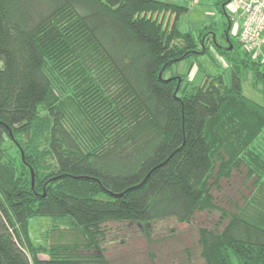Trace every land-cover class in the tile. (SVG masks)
<instances>
[{
  "label": "trees",
  "instance_id": "obj_1",
  "mask_svg": "<svg viewBox=\"0 0 264 264\" xmlns=\"http://www.w3.org/2000/svg\"><path fill=\"white\" fill-rule=\"evenodd\" d=\"M229 3L217 1L224 25ZM184 12L169 0H0V264H166L151 239L163 221L195 232L168 264H264V66L227 34L228 79L165 77L206 54L177 29ZM246 72L262 104L242 93ZM235 177L247 192L224 208L215 191ZM199 213L217 219L195 226ZM33 216L73 240L34 245ZM111 222L144 233L147 263L108 259Z\"/></svg>",
  "mask_w": 264,
  "mask_h": 264
},
{
  "label": "rangeland",
  "instance_id": "obj_2",
  "mask_svg": "<svg viewBox=\"0 0 264 264\" xmlns=\"http://www.w3.org/2000/svg\"><path fill=\"white\" fill-rule=\"evenodd\" d=\"M169 1L187 8V12L182 13L176 22L177 29L181 33L189 32L196 36L195 40L197 42L196 47L198 51H203V47L207 48L204 50L206 54L196 55V57H192L189 60L173 64V66L167 70L165 77H168L173 73H186L185 80L191 81L192 86L194 87L201 84L206 74L215 75L218 73H224V76L228 79L229 71L226 70L228 65L225 60L220 57L219 51L222 48L229 46L227 34L230 35V37L235 38V33L239 27L238 21L234 20L236 19L235 15L230 12V7L227 6L225 8L227 11L226 13L229 15V22L227 25H224L223 22L227 21L226 15L221 12L220 7L217 6L218 0ZM199 32L200 34L204 33L205 35L202 37L203 39L201 41V35H198ZM203 43L204 46L202 47ZM254 57V60L262 63L264 66V38L259 55H255ZM191 61L194 63L192 62L193 64H191ZM245 74L246 82L242 84V93L251 100L262 104L263 98L260 92L250 86L251 76L247 72ZM68 94L69 92L65 90L62 92L61 98L63 99L67 97ZM72 95L75 97L74 94ZM72 120H75L74 117H72L71 121ZM3 147L10 151L9 153H11L12 157L18 158V152L21 153L17 144L12 141L5 140ZM30 177L31 184H34L35 177L33 172ZM220 187L221 190L215 191L214 195L220 205L222 204L221 206L224 208H229L232 202H236L242 194L247 192V184L245 186V182L240 177H235L234 180L227 182L223 181L220 183ZM216 219L217 214L215 213H199L198 216H195L194 225H207L214 222ZM54 222L58 223L59 221H52L48 216L31 217L27 223V234L31 242L34 245L48 246V244H50V238L54 239L56 242L73 240L72 237H69L68 235L67 237L63 232L52 234L51 229ZM171 230L173 232H171ZM104 231L105 237L103 239V244L101 245L106 249L105 254L111 262H116V260H130L138 263H147L149 261L146 254V236L134 225L111 222L107 224ZM151 239L156 243L154 246L155 254H157L159 259L165 260L166 264H168V262L171 261V257H175L177 253L182 255L181 251L184 247H189L194 244L195 232L192 228H188L185 225H179L173 221H163L157 223L153 227ZM169 253H172L170 258L168 256ZM42 257H45V255H42ZM175 262L177 264L179 262L178 259L177 261L175 260Z\"/></svg>",
  "mask_w": 264,
  "mask_h": 264
},
{
  "label": "built area",
  "instance_id": "obj_3",
  "mask_svg": "<svg viewBox=\"0 0 264 264\" xmlns=\"http://www.w3.org/2000/svg\"><path fill=\"white\" fill-rule=\"evenodd\" d=\"M228 6L238 20L235 35L239 44L246 51L258 55L264 32V0H230Z\"/></svg>",
  "mask_w": 264,
  "mask_h": 264
},
{
  "label": "crops",
  "instance_id": "obj_4",
  "mask_svg": "<svg viewBox=\"0 0 264 264\" xmlns=\"http://www.w3.org/2000/svg\"><path fill=\"white\" fill-rule=\"evenodd\" d=\"M237 18V17H236ZM235 20H237V19H235ZM238 21V20H237ZM263 36H264V34H263ZM264 38V37H263Z\"/></svg>",
  "mask_w": 264,
  "mask_h": 264
},
{
  "label": "water",
  "instance_id": "obj_5",
  "mask_svg": "<svg viewBox=\"0 0 264 264\" xmlns=\"http://www.w3.org/2000/svg\"><path fill=\"white\" fill-rule=\"evenodd\" d=\"M31 175H32V172H31Z\"/></svg>",
  "mask_w": 264,
  "mask_h": 264
}]
</instances>
